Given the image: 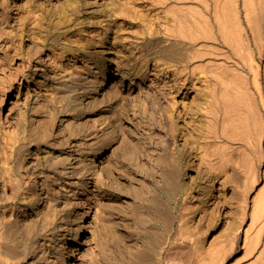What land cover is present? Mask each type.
Segmentation results:
<instances>
[{
  "label": "bare ground",
  "instance_id": "6f19581e",
  "mask_svg": "<svg viewBox=\"0 0 264 264\" xmlns=\"http://www.w3.org/2000/svg\"><path fill=\"white\" fill-rule=\"evenodd\" d=\"M142 1L130 12L117 0H0V264L228 257V246L204 244L189 227L207 216L217 182L247 194L264 179V0ZM33 2L59 10L58 22L44 24ZM127 15L142 39H160L144 52L146 63L112 62L104 51L103 39ZM92 27L102 40L74 43L76 29ZM79 58H87L84 70ZM149 100L169 105L159 146L148 144ZM127 123L146 142L152 178L141 189L147 200L126 212L107 196L117 174L104 152L127 140ZM198 175L207 199L191 207L201 197ZM242 200L241 213L251 216L248 264H264V184L252 202ZM88 237L93 244L83 253Z\"/></svg>",
  "mask_w": 264,
  "mask_h": 264
},
{
  "label": "rangeland",
  "instance_id": "374dc122",
  "mask_svg": "<svg viewBox=\"0 0 264 264\" xmlns=\"http://www.w3.org/2000/svg\"><path fill=\"white\" fill-rule=\"evenodd\" d=\"M122 1L125 2V4H122L123 6H129L127 11L130 12L133 8H141V6L144 5L142 0H117V3H122ZM32 7L34 10L38 11V13L40 12L42 14L44 24L53 25L54 23H57L61 17L59 10L54 11L52 8H48L46 6L41 7L37 2H33ZM127 16L128 17L126 19H121V21L118 22V24H120V28L116 32L114 30H110L107 39H103L105 45L110 47H108V49L106 48L104 51L109 54L112 62L116 60L126 61L129 58L134 60L135 57H139L142 59V63H146L144 52L147 50H153L155 46L159 44L160 39H142L141 26L139 22L133 21V18L130 15ZM99 30L102 29L95 27L86 28V30L76 29L73 33L80 31V34L77 33V37H73L77 39L74 43L82 44V42H84L86 44H90L91 42L102 40ZM140 40H143V42L145 41L143 46H141V43L139 42ZM92 47L96 48L98 51L103 50L100 44L92 43ZM78 60V65L80 66L79 68L84 70L87 58H79ZM149 65L152 76L156 77V74H154L156 73L154 69V62H149ZM128 88L129 87L127 85L125 89L126 92L129 90ZM121 101L122 98L117 99L116 102L113 100L116 107L121 104ZM166 105L163 104L162 107H164V109L169 108V105ZM162 107L154 106L152 101L149 100L147 111L144 114L145 119L151 123L150 127H153L150 130L155 133V136L148 141V144H153V146L158 145V135L162 136L163 134L164 136L169 133L168 126L164 123L165 121L163 118L165 117L163 113H161L163 110ZM128 126L127 130L129 137L127 140H123L121 146H117L116 148V144L114 147H108L104 152V155L111 158L113 161L117 174V182L114 186H111V188L107 190V196L115 198L114 200H117L118 204L127 208L126 212L129 208L134 207L139 202L140 198L147 200L145 196H141V189L143 188L144 180L149 179L151 181L150 178H152V166H150L151 164L146 159L148 153V148L145 144L146 142L142 139L137 125L129 124ZM203 178L204 176L202 175H198L196 177L197 183L194 184V187L197 188L196 190L199 191V193L201 191L202 192L199 195L201 197L195 199L197 202L194 201V204L192 203L191 207H197L196 205L198 203H205V200L207 199V194L205 192L207 191V182L205 178L204 180ZM229 181L223 180L215 184L213 194L210 198L211 207L207 216H204V219H194V221H191L189 230L192 229L191 232L194 230L197 231H194V234L197 233L198 236L202 237L204 244H223L229 247L228 257L223 261H219L218 264H248L251 256L254 254H247L245 249L246 229L250 225L251 216L249 210H247L244 214L241 213V205L243 203L242 198L243 196H248L249 201L252 202V198L255 193L263 187L264 179L260 177L247 194V191H245V194L242 191L239 192L236 187L230 184L231 182ZM109 206L110 205H104L107 215L109 212ZM130 211L131 210H129L128 213ZM201 220L202 223L198 224L197 222L200 223ZM192 222H194V225H192ZM235 237H238V239ZM232 242L234 246L232 245L233 247H230ZM84 243L82 251L83 253H86L90 251V247L93 243L90 237H88V240Z\"/></svg>",
  "mask_w": 264,
  "mask_h": 264
}]
</instances>
